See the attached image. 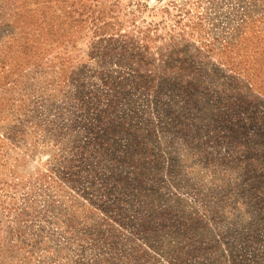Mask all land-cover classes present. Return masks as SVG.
<instances>
[{"label":"rangeland","instance_id":"1","mask_svg":"<svg viewBox=\"0 0 264 264\" xmlns=\"http://www.w3.org/2000/svg\"><path fill=\"white\" fill-rule=\"evenodd\" d=\"M0 264H264V0H0Z\"/></svg>","mask_w":264,"mask_h":264}]
</instances>
